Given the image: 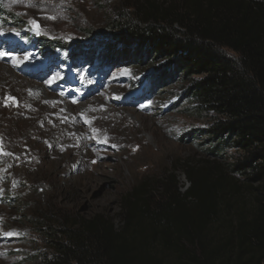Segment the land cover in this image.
Returning <instances> with one entry per match:
<instances>
[{
    "label": "rangeland",
    "instance_id": "1",
    "mask_svg": "<svg viewBox=\"0 0 264 264\" xmlns=\"http://www.w3.org/2000/svg\"><path fill=\"white\" fill-rule=\"evenodd\" d=\"M132 2L0 0V264H42L36 221L102 214L118 228L134 186L160 191L172 175L185 191L186 165L212 159L193 137L212 118L187 85L111 38Z\"/></svg>",
    "mask_w": 264,
    "mask_h": 264
},
{
    "label": "trees",
    "instance_id": "2",
    "mask_svg": "<svg viewBox=\"0 0 264 264\" xmlns=\"http://www.w3.org/2000/svg\"><path fill=\"white\" fill-rule=\"evenodd\" d=\"M125 6L111 38L142 61H165L160 78L187 85L196 114L212 118L192 135L212 159L186 165L185 191L172 175L160 191L134 186L118 228L102 214L36 221L50 251L42 264H264V0ZM229 150L239 159L219 163Z\"/></svg>",
    "mask_w": 264,
    "mask_h": 264
},
{
    "label": "snow or ice",
    "instance_id": "3",
    "mask_svg": "<svg viewBox=\"0 0 264 264\" xmlns=\"http://www.w3.org/2000/svg\"><path fill=\"white\" fill-rule=\"evenodd\" d=\"M33 26H34L35 28H37V29H38V27H39L38 25H35L34 22H33ZM0 55H2V54H0Z\"/></svg>",
    "mask_w": 264,
    "mask_h": 264
},
{
    "label": "bare ground",
    "instance_id": "4",
    "mask_svg": "<svg viewBox=\"0 0 264 264\" xmlns=\"http://www.w3.org/2000/svg\"><path fill=\"white\" fill-rule=\"evenodd\" d=\"M12 78V77H11ZM36 88V87H35ZM45 95V94H44Z\"/></svg>",
    "mask_w": 264,
    "mask_h": 264
}]
</instances>
